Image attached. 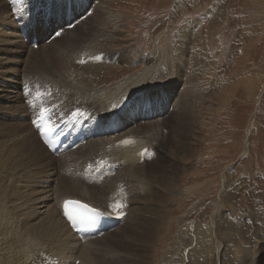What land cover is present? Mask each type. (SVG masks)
Masks as SVG:
<instances>
[{
	"label": "rangeland",
	"instance_id": "obj_1",
	"mask_svg": "<svg viewBox=\"0 0 264 264\" xmlns=\"http://www.w3.org/2000/svg\"><path fill=\"white\" fill-rule=\"evenodd\" d=\"M2 1L6 5L8 16L1 18L0 29L5 33L4 38L11 41L5 46L11 52L22 50L24 44L13 38L16 33L22 34L23 37L20 39L26 42L24 45L26 47L28 45L27 48L30 47L31 34L40 37V34L46 33L42 38H38L42 46L33 44L34 49L28 51H41L45 45L54 41L48 48L53 49L58 45L57 40L62 37L59 30H70L76 22L69 16L75 4L79 9L86 10L81 19L84 20L91 13V8L87 10V6L94 2V0H26V11L21 13L9 2L11 0ZM99 1L105 8L96 19L91 16L90 19L93 20L86 28L101 21L116 23L112 30L120 29L121 41L108 44L99 41V36L95 35L91 51L113 56H118L123 51L131 59L127 60L130 61L129 64H109L106 69H101L89 80L94 88L106 89L108 92L101 105L88 107L82 96L68 92L65 86L39 74L23 71V80L22 76L6 77L7 82H10L11 90H21L23 87L26 89L25 92L23 91V99L28 98V90L35 89L48 97L47 100L44 96L41 101L43 103L49 101L51 105L54 95L58 103L61 101L65 105L67 109V112L64 111L65 116L70 114L69 108L74 106L79 112L84 111V116H88L89 121L93 123L101 121L103 116L107 115L117 114L122 120H124L123 114L127 115L128 126L125 130L103 140L91 141L89 138L83 147L71 152L72 154L65 158L66 162L68 160L72 162L75 154L78 158L73 164L75 167L80 163L88 165L82 170L80 167L72 168L69 166L71 164L66 165L68 168L61 166V170L58 168L54 170V181L58 175L77 181L81 189L73 191L70 198L77 197L104 208L103 202L99 200L105 195H96L93 191L106 193L110 187H105L103 184L106 183L103 182L100 185L105 188H86L78 179L91 180L93 175L99 179L101 175L103 176V171H108L106 165L113 164L112 157L132 159L135 167L140 168L146 167L157 155L156 141L160 131L164 129L159 121H164L165 117L152 121L142 119L140 125L132 124L136 117H141V113L136 111L147 106V103L148 106L152 104L151 100L146 99L147 94L161 91L157 93L158 97L154 101L168 103L170 110L167 116L174 108L173 99L176 95L179 98L190 85L191 94L188 96L190 111H186L182 104L180 110L185 112V115H190L182 118L185 125L190 120L193 122L192 137L185 154L169 155L166 161L157 163L164 166V177L156 183L160 193L163 194L171 187H176L173 188L175 192L171 194L169 208L165 219L161 221L152 248L151 245L147 248V243H142L140 251L136 242L134 243L130 237L134 226L128 224L112 232L115 234L112 240L115 245L109 243L115 249V253L107 252L106 238L94 245L96 255L93 263L95 261L103 263L102 253L105 259L113 258L112 260L121 263L131 255V249H126L128 248L126 245L130 243L133 245L131 248H135L134 253L138 251L143 254H139L138 258L141 261L146 260V264H264V0ZM106 8L109 9L114 21L105 13ZM3 14L4 10H0V17ZM198 18L202 21L189 33L185 56L183 53L179 58L174 52L179 48L178 38L183 25ZM197 23L196 21L195 24ZM56 31L61 35L57 36ZM99 43L105 46L100 47ZM155 43L160 49V56L152 71L154 62L152 63L149 57ZM123 46L127 48H121ZM169 52L172 60L169 59ZM9 57L15 56L9 55ZM183 57L186 60L185 65L182 64L177 69L175 65L182 62ZM13 66L14 69H23L20 64ZM27 75L38 79L42 86L38 88L32 82L30 85L24 80ZM129 76H134V84L113 92L112 88L124 85L123 81ZM23 84H27L26 87ZM41 87L48 91L42 90ZM135 88L136 91L131 92ZM218 95H229V99L219 102ZM32 101L28 107L22 102L23 105L21 104L18 109L13 107L6 109L4 113L1 111L0 121L4 124L0 122L2 124L0 128L7 130L10 126L6 124L19 122L22 123L20 128L25 131L23 122L29 125L28 119L42 109L35 105L36 100L32 99ZM0 103L7 106V102ZM176 110L177 108L172 113ZM25 113L29 116L24 117ZM152 125H156L153 130L150 129ZM129 128L135 134L131 140L136 145L134 151L128 149V144L121 143L128 140ZM91 137L94 138L95 134ZM172 138L167 140V147ZM17 142V140L0 139L1 165L14 168L9 144H17ZM90 143L96 145L95 152L81 153ZM147 150L148 157L139 164L137 155L145 156ZM177 156H182V159L175 167L173 161ZM59 162L61 164L63 159L52 160L51 163H55L53 167H59ZM127 167L128 165L119 169L122 173L120 178L115 179V183L124 180V170ZM56 171H59L58 174ZM61 171L67 173L61 174ZM41 176L45 184L49 183L48 186L51 187L54 181H47L51 178L50 175ZM140 183L139 180V184L130 187L128 201L132 202L135 189ZM38 185L39 182L35 188ZM138 203L140 204L139 201ZM128 215L127 211L122 219L128 221L130 218ZM120 229L121 231H118ZM37 257L38 253L35 252L33 258ZM43 261L46 262V259Z\"/></svg>",
	"mask_w": 264,
	"mask_h": 264
},
{
	"label": "bare ground",
	"instance_id": "obj_2",
	"mask_svg": "<svg viewBox=\"0 0 264 264\" xmlns=\"http://www.w3.org/2000/svg\"><path fill=\"white\" fill-rule=\"evenodd\" d=\"M87 8V10L91 8V13L87 15L84 20H81L84 17L86 10L82 8L79 9V6L75 4L74 10H72L71 13L69 12V16L76 22L70 30H59V32L62 33V37L60 40H57V42L59 41L58 45L53 49L48 48L52 46L54 41L49 45H45L41 51H28V49H34L32 42L33 37L38 39L39 36L37 34H35V36H33L34 34H31L29 37L30 47L27 48L28 45L27 47L25 46L26 42L20 39L23 37L21 36L22 34L19 35L16 33L13 38L20 44L24 43L25 45L22 44V50H14L11 52L10 49L5 48V46L11 41L4 38L5 33L0 29V102H7V106L0 103V113L1 111L4 113L8 108L15 107V109H18L21 107L22 102L28 107V105L33 102L32 99H34L37 101L35 105L42 108L35 114V116H38L41 112H48L45 110H50V121L53 126L64 122L62 134L69 127H72V135L76 134L78 131L81 133L79 142L71 150L53 156L40 140L39 133L34 131L31 125L33 120L32 117L28 119L30 126L28 123L26 124L23 122L22 126L25 131L20 128L22 123L20 124L19 122L17 124H6L7 126L12 127H8L7 130H5V128H0V139L18 141L17 144H9L12 151L11 159L14 161V168L10 169L8 166L0 164V264H92L96 255L94 245L106 238L105 243L108 247V249H106L107 252L113 251L112 254L115 253V249L112 247L115 245L112 241L114 238V233L112 232L122 226V228H124L128 224L134 226L131 230L130 237L134 243L136 242L137 247L140 248L142 243H147L148 247H146L149 248L151 245L150 248H152L159 227L161 226V221L165 217L166 211L169 208L168 203L172 197L171 194L175 192L173 188L176 186H173L165 191V193H160L161 191L156 186V183L160 182L164 177V166L157 163H159V161H166L169 155L185 154V151L189 147L190 137H192L191 130L193 120L188 121L185 125L182 118H186L190 115H185V112L180 110V104L184 106L186 111H190L191 105H189L190 102L188 101V96L191 94V90L189 91L190 85H188L182 94H180L181 96H179V98L176 95L173 99V110L176 108L177 110L173 113L172 110L167 116L166 114L170 110L168 103L154 101V99H157L158 97L156 96L157 93L161 91L147 94L146 99L151 100L152 104L148 106L149 103H147L148 107L144 106L140 111H136V113H141V117L138 116L134 119L132 124L135 125H140L142 119L145 121H152L163 119L165 117L164 121H159V123L164 126V129L160 131L158 140L156 141L157 148L155 149V153L157 155L150 160L146 167L142 166L136 168L132 159L112 157L113 164H111V166L106 165L109 169L107 172L103 171V176H100V180L94 177V175L91 180L88 178L86 180L81 178L78 179V181H80L86 188L99 189L110 187V190L106 193L102 191H93L96 195H105V197L103 196L99 200L103 202L102 205L104 204L103 207L105 209L90 201L77 197L70 198L73 191L81 189V186L77 181L72 180L71 178L59 177L60 175H58L56 181H54V170L57 168L61 170V166L68 168L66 165L71 164L69 166L72 168L80 167V170H82L88 165L87 163H80L78 161L80 164L78 167H75L73 164L76 163L78 159L75 154H73L74 160L72 159V162L69 160L66 162L67 159L65 158H67L71 152L73 153L76 149L83 147L89 141V138L91 141L103 140L105 137L113 136L125 130L128 126L127 115L123 114L124 120L119 118L117 114L112 116L107 115L103 116L101 121L93 123L91 120L89 121L88 116H84V111L79 112L74 106L69 108L71 112L69 115L65 116L64 111L67 112L65 105L61 101L58 103V100L54 95H52L51 105L49 101L43 103L41 99L46 95L35 89L28 90V98L23 99L22 95L26 89L20 87L21 90H11V87L9 86L10 82H7L8 79L6 77L9 75L13 77L22 76L21 78L23 80V71L32 74H39L52 82H57L60 85L65 86L68 92L77 93L82 96L86 106L96 107L101 105L105 96L108 95V92L106 89L94 88L89 83V80L101 69H106L109 64H129L130 61L127 62V60L128 58L130 59V57L123 51H121L118 56H113L112 54L100 55L91 51V47L94 44L93 37L95 35L99 36V41L102 40L108 44L119 43L121 41V31L120 29L112 30V27L116 25V23H111L109 21L97 22L94 26L86 28L87 24L98 17L99 13L105 8V6L99 0H94L92 5L87 6ZM0 10H4V14L0 17L1 22L2 17L8 16L6 5L2 0H0ZM105 13L109 15L112 21H114L108 8L105 9ZM91 16L93 19H90ZM196 21L198 22L197 24H195ZM196 21L190 20L183 25L178 38L180 45L178 50L174 52L179 58L182 57L183 53L185 56V45L187 44L189 33L196 29L202 20L198 18ZM43 35H46V33L40 34V37H43ZM37 45L41 44L38 42ZM99 46L103 47L105 44L99 43ZM121 48H127V46ZM8 54L15 57H9ZM159 56L160 49L157 46V43H155L153 52L150 56L151 58L149 57V59H152V63L154 62V66L152 65V71H154L156 67V61ZM168 56L169 59L172 60L170 52ZM80 61H84V63H81ZM185 62V57H183V61L176 64L175 67L178 69L182 64L185 65ZM14 64L22 65L21 67H23V69H14ZM133 78L134 76L126 78L123 81L125 82L124 85H117L112 88L113 92L126 85L134 84ZM24 80L29 82V84L32 82L38 86V88L42 86L40 81L34 77L27 75ZM25 85L23 84V86ZM41 89L47 90L42 87ZM165 90L166 88L162 91L164 92ZM135 91L136 88L131 92ZM48 95H50V93ZM217 98L219 102H225L229 99V95H218ZM12 102H15V104ZM124 104L126 105V101ZM23 108L22 110H24ZM121 109H123V107ZM52 113H54L55 116ZM178 115L179 117H177ZM23 116L27 117L29 115L25 113ZM56 116H58V118ZM0 122L4 124V122ZM1 123L0 127L2 125ZM155 126L156 125H152L150 129L153 130ZM3 127L5 126L3 125ZM142 131L145 132L146 130ZM92 134H95L94 138L91 137ZM134 137V132L129 128L128 140L131 141ZM170 137L173 138L167 147V140ZM95 146V144L90 143L81 153H94ZM135 148V143H128L129 150L134 151ZM148 153L149 151L147 150L145 156L140 154L137 155L136 159L139 161V164L148 157ZM56 159H63L61 164L59 162V167L52 166L56 163H51L52 160L56 161ZM181 159L182 156L175 157V160L173 161L175 167L179 164ZM89 165L93 164L89 163ZM126 165H128V167L124 170V180H118L115 183V179L120 178L122 173L119 169L124 168ZM48 170L50 171L48 172ZM64 173H67V171ZM64 173L61 171V174ZM39 174L50 175L51 178L47 181H54L53 184L51 183V187L48 186L49 183L48 185L47 183L45 184L42 176L40 177ZM139 180L141 181L140 186L136 187L132 202H130L128 201L130 198V187L139 184ZM38 182L39 185L35 188ZM103 182L106 184H103ZM100 184H103L105 187ZM71 200L82 201L87 203L93 209L105 213L107 216L114 219L113 225L106 232L99 233L96 236L89 237L85 240L77 238L71 231L69 224L63 218V205L66 201ZM138 201L140 204L143 203L142 206H139L140 204ZM120 203L126 205L122 210V215L113 212L112 207H110V205ZM127 211L129 212L128 218L130 217L128 221L122 219L123 216L125 217ZM121 229L118 231H121ZM109 242H111L112 246ZM126 246L128 247L126 249H131V255L127 259L123 258L124 260L121 261V263L112 260L113 258L105 259L102 253L103 263L95 261L93 264L147 263L146 260L141 261L138 258V255L142 253L138 251L137 253L133 252L135 248H131L133 246L132 244L128 243ZM35 252L38 253L37 258H33ZM43 259H46V262H44Z\"/></svg>",
	"mask_w": 264,
	"mask_h": 264
},
{
	"label": "snow or ice",
	"instance_id": "obj_3",
	"mask_svg": "<svg viewBox=\"0 0 264 264\" xmlns=\"http://www.w3.org/2000/svg\"><path fill=\"white\" fill-rule=\"evenodd\" d=\"M11 3L13 6L17 7L21 13L26 11V0H11ZM70 27L72 25H69ZM57 36L60 35L59 32L56 33ZM81 63H84V61H80ZM121 143L128 144L131 143L129 140H124ZM126 205L123 203L120 204H113L110 205L112 207L113 212L123 214V208ZM80 208L87 209V205H79V202H73V201H66L64 203V215L67 217L69 222L72 224L74 228H77L79 225L89 222H94L86 212L80 211ZM92 213H95L96 215H101L102 213L97 212L96 209H90Z\"/></svg>",
	"mask_w": 264,
	"mask_h": 264
}]
</instances>
